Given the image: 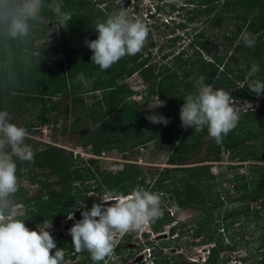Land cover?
I'll return each mask as SVG.
<instances>
[{"label":"trees","instance_id":"1","mask_svg":"<svg viewBox=\"0 0 264 264\" xmlns=\"http://www.w3.org/2000/svg\"><path fill=\"white\" fill-rule=\"evenodd\" d=\"M102 1L42 0L37 17L28 21L27 35L13 37L3 14L6 5L8 10H12L19 7L22 0H0V111H14L19 115L25 103L31 107L37 106V123L42 125L49 121L47 111L57 106L51 98L57 94L68 97L72 104L80 103L74 119L88 120L92 124L87 126L85 122L73 129L85 138L93 154L115 147L123 151L152 141L157 149L163 148L168 152L167 163L176 165L152 172L156 174L153 180L156 193L164 190L168 193L169 202L180 208L197 209L204 215V219L196 224L195 231L202 236L200 243L211 245L201 264H220L228 260L227 257H219L218 253L226 248H235L236 242L232 240L234 228L226 221L229 217L235 219L240 227L247 228V220L254 226L256 253L250 254L246 249L247 254L238 258L239 264H243L247 258L251 259L250 264H264L263 102L256 109L242 111L236 128L220 143L208 134L207 126L201 131L189 127L186 133L179 132L182 128L179 113L184 98L189 94L195 95L201 81L213 86L214 90L228 92L231 99L262 98L263 92L257 96L249 89L251 86L231 87L237 81L256 80L264 74V62L259 60L264 53V0H184L192 5L189 20L206 24L216 32L231 25L232 28L228 27L226 32L221 33V43L216 45L201 34L198 39L188 41V53L178 51L172 55L170 64L156 65L148 58H140L139 52L121 58L105 71L92 63V50L85 43L97 38L96 25L104 22L117 8L110 7L106 13L97 6ZM55 4H60L61 10L72 16L64 26L52 10ZM168 6L175 7L173 4ZM50 23L56 25L58 37L56 44L50 48L52 56L47 54L50 52L46 48L47 42L36 43ZM244 31L255 37L254 47H247L240 39ZM225 41L231 46L230 50L222 47L223 54L208 50V46H224ZM201 50L209 56H201ZM253 64L259 65L260 70L248 77ZM80 73H83L87 83L77 79ZM132 73H136L145 83L146 96L152 104L159 98L165 101L163 107L144 108L132 98L135 92L124 82ZM95 91L97 94H94ZM83 93H88L86 103L81 96ZM64 111H67L66 106ZM154 114L168 118L169 123L154 124L146 119ZM202 144L205 153L203 160L214 161L224 150L231 159L249 161L246 172L236 173L231 178V187L237 191V195L229 201H238V204L225 210L220 221L221 213L216 217L211 215L219 210L222 201L218 199V186L213 182L209 165L180 166ZM33 153L34 162L21 161L15 156L12 158L17 165L18 181L25 176L36 185V190L34 194L27 195L25 188L19 184V190L12 199L14 204L21 203L33 208L37 223L44 220L55 222L70 212L74 213L76 219H82L81 212L89 210L85 204L90 198L82 193L81 188L73 193L77 187L73 188L71 184L76 180L82 184L84 180L92 179L95 192L108 190L112 196L130 194L141 181L137 177L142 175L134 173L131 167L108 172L100 170L97 165L78 166L70 152L65 153L55 146L47 145ZM74 201L83 204L75 206ZM254 202L257 206L250 208ZM34 214L30 218L32 222ZM161 220V224L151 222L152 230L160 231L170 218L163 215ZM31 221H24L25 225L29 226ZM170 228L172 231L173 226ZM225 237L228 242L224 243ZM53 238L57 249H74L71 237L59 233ZM170 256H156L151 264H199L198 261L180 259L181 254ZM64 259L67 257L64 256Z\"/></svg>","mask_w":264,"mask_h":264},{"label":"rangeland","instance_id":"2","mask_svg":"<svg viewBox=\"0 0 264 264\" xmlns=\"http://www.w3.org/2000/svg\"><path fill=\"white\" fill-rule=\"evenodd\" d=\"M168 5L167 0H103L102 3L97 4L106 13L109 12L108 8L115 6L117 8L114 9V13L128 9L131 12L132 19L139 20L147 26L149 33L146 43L140 51V58H148L150 62L156 65L162 63L170 64L172 55L178 51L188 53L190 51L187 45L188 41L198 39L201 34L203 38L207 36V40L216 43V45L221 43L223 41V38L220 36L221 33L223 34V32L227 31L228 27H231L229 25L226 26V29L221 28L216 32L206 24H200L196 20H189L192 5L186 3L184 0H181L179 6L173 4L175 6L174 8ZM57 38L56 25L50 23L47 25L42 37L36 43L47 42L46 48L50 50L47 54L52 56L50 48L56 44ZM230 46L225 41L224 46H208V50L210 52L218 51V53L223 54L222 47L230 50ZM200 55L204 57L209 56L206 51L202 50ZM259 60L264 62V53L260 55ZM256 81L264 83V74L260 75L256 80L250 78L245 81H237L231 88L245 85L252 86ZM124 82L134 90L135 93L132 95L133 99L141 103L144 108H149L152 105L151 99L146 96L145 83L136 73L127 76ZM83 94L81 96L83 97V102L86 103L89 100V97H87L88 93ZM94 94H97V92L95 91ZM1 97L2 92L0 91ZM51 98L56 102L57 106L55 109H49L47 111L49 121L42 125H38L37 123V106L31 107L25 103L19 115L14 111L12 113L9 112L10 122L27 129L29 135L24 143L30 146L32 151L51 145L60 148L65 153L70 152L75 164L78 166H82L83 164L91 167L97 165L100 170L108 172H116L126 167H131L134 173L142 175L137 177L141 181L136 185L135 189L141 188L153 193H156L157 190L153 184L156 174H152V172L165 167L176 166L167 163L168 152L163 148L157 149L152 141H148L143 146H134L131 149H125L123 151L115 147L103 149L97 155L91 153L89 150L90 145L86 142L85 138L77 130L73 129L74 127H80L85 122L87 126H91L92 124L88 120L83 122V120L76 121L74 119L75 115L78 114L76 109L80 108V103L75 102L72 104L68 97L57 94H53ZM231 101L234 109L240 114L245 109H256L260 105V102H263L264 105V92L262 98L259 100H240L233 98ZM65 106L67 107V111H64ZM259 118L261 117L259 116ZM179 132L180 134L183 132L186 133L187 129L182 127ZM6 151L11 153L10 148H7ZM204 154V145L202 144L201 148L180 166L209 165V172L214 177L213 182L218 186V199L222 201V206L219 210L214 211L211 215L216 217L221 213L218 219L220 221L225 210H230L238 204V201H229L234 200L237 195V191L231 187L233 183L231 178L236 173L246 172L249 161L231 159L229 153L224 150L220 152L218 158L214 161L203 160ZM19 184L25 188L27 195L34 194L36 185L31 183L27 177H22L19 180ZM94 185L92 179H86L82 184L76 180L71 184L73 188L77 187L73 189V193L81 188L82 193L89 196L90 200L86 204L84 203L89 210L94 202L103 203L101 198L112 197V192L108 190L95 192L93 189ZM55 188L58 187L55 186ZM222 190H226L227 192L223 193ZM161 191L162 193L159 194L164 197L161 200L162 215L154 222L161 224L163 215L169 217L170 220L167 224L162 225L160 231L152 230L151 223H149L146 227L138 231H131L123 235L114 233V250L112 254L99 262H94L87 250L77 253L75 249L71 251L69 249H63L67 259H64L62 264H151L156 256H162L163 258L164 256L171 257L170 255L173 254H181L180 259H190L198 261L201 264V261L207 254L208 247L211 245L200 243L202 236L195 231L196 224L204 219V215L197 209L180 208L173 202H169L167 198L168 193L164 192V190ZM211 198L213 200L215 199L214 194L211 195ZM81 204L83 203H80V201H74L75 206ZM254 206H257L256 202L250 204V208ZM14 207L17 210L18 219L28 222L31 221L30 218L35 213L33 208L21 203L14 204ZM35 215L33 217L34 222L31 221L27 227L30 230L38 231L47 229L53 237L59 233L63 236L71 237L69 229L78 221L75 217L68 219L66 215L59 217L55 222L44 220L37 223V216L35 217ZM226 221L231 228H234L235 233L232 240L236 244L234 249L226 248L219 251V257L228 258L227 261L221 262L220 264H239L238 258L247 254L246 249L250 251V254L256 253L254 226L247 220L245 223H248V227H240L241 225H238V222L232 217H229ZM171 226H173L172 231ZM240 237L242 241H240ZM223 240L224 243L228 242V238L226 237ZM243 242L247 248L242 246ZM54 252L52 250L53 254ZM250 261L251 259L247 258L243 261V264H250Z\"/></svg>","mask_w":264,"mask_h":264},{"label":"clouds","instance_id":"3","mask_svg":"<svg viewBox=\"0 0 264 264\" xmlns=\"http://www.w3.org/2000/svg\"><path fill=\"white\" fill-rule=\"evenodd\" d=\"M181 0H167L169 4L180 5ZM42 0H22L19 7L8 10L5 6L4 22L10 34L25 36L28 33L30 19H35L40 11ZM53 12L64 26L72 19L70 13L61 10L60 4L52 6ZM98 36L86 40L92 50V63L102 71L108 70L121 58L133 56L144 47L149 29L139 21L131 18L128 9L113 13L104 22L95 27ZM240 39L247 47L255 46L253 34L244 31ZM259 65L253 64L247 73L248 77L259 72ZM77 79L87 83L83 73ZM249 89L259 96L264 92V83L256 81ZM165 101L158 98L149 109L163 107ZM181 126L201 131L207 126L208 134L217 143L236 128L239 114L232 106L231 96L223 89H213L203 84L195 95L184 98L180 108ZM151 123L167 125L169 119L162 115L147 116ZM28 131L22 126L10 122L8 111H0V264H62L64 250L57 249L56 241L46 230H30L25 222L17 218L12 197L19 190L16 175L17 165L13 156L21 161L34 162V153L24 143ZM11 149V153L6 151ZM103 203H93L90 210L81 212L82 219L76 221L69 229L72 245L77 253L87 250L94 262L104 260L114 250V233L121 235L138 231L154 222L162 215L161 197L157 193L141 188L133 189L126 196L101 198ZM114 202V203H107ZM74 218V213L67 215ZM56 249L54 254L52 250Z\"/></svg>","mask_w":264,"mask_h":264}]
</instances>
